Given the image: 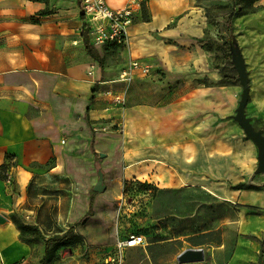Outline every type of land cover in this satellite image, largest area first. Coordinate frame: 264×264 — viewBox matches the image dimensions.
<instances>
[{"label": "crops", "instance_id": "0c3cea01", "mask_svg": "<svg viewBox=\"0 0 264 264\" xmlns=\"http://www.w3.org/2000/svg\"><path fill=\"white\" fill-rule=\"evenodd\" d=\"M106 2L117 9L128 0ZM146 2L149 21L134 19L129 27V60L167 55L158 38L179 43L195 28V14L183 15L189 0ZM14 12L2 16L39 13L36 22L0 23V264H21L35 249L13 217L46 237L73 226L91 243L116 247L127 236H107L103 219L127 179L151 184L146 194L156 189L141 206L149 228L144 241L125 247L121 264H258L261 249L264 264V189L235 188L249 182L259 153L233 119L242 88L203 86L181 94L157 72L117 82L121 66H100L86 49L79 0H27V10ZM239 22L249 82L245 114L264 125V7ZM122 88L123 102L116 103L107 91ZM98 169L102 192L93 190ZM93 191V210L83 222ZM166 222L177 234L160 235ZM188 247L202 248L204 259L179 262Z\"/></svg>", "mask_w": 264, "mask_h": 264}, {"label": "rangeland", "instance_id": "374dc122", "mask_svg": "<svg viewBox=\"0 0 264 264\" xmlns=\"http://www.w3.org/2000/svg\"><path fill=\"white\" fill-rule=\"evenodd\" d=\"M252 1L189 0V11L183 15L186 17L191 15V13L195 14L194 31H188L187 39L179 37V43L173 42L172 38H158L160 43H165L168 50L167 55L156 53L146 56L147 59H145L146 57L140 59L147 62L151 60L152 72L160 74L165 79L164 83L166 85L174 83L181 94L188 89L203 86L219 89L221 85L226 84L222 80L223 77L234 79V84L241 87L239 70L235 65V55L240 52L237 42L238 33L243 26L239 20L255 11V9L258 11L264 7V2L256 5V2ZM19 9L27 10V0H0V23L18 20L38 21L36 15L39 12L35 15L26 14L21 17L2 16L4 14L2 10H9L12 13L7 14L15 15L14 10ZM149 11L147 9L148 16L151 15V11ZM134 19V22L141 21L140 12ZM85 23L84 20L83 24ZM174 24L175 22H171L168 27H172ZM96 50H98L97 52L101 56L103 63L111 68L118 69L121 66V70L129 60L126 56V45L110 42L99 46ZM245 70L247 71L248 69L245 67ZM124 88L117 93H123L125 91ZM224 96V101L229 106H232L230 101L232 95L225 93ZM240 99L241 93L238 99L233 102V107L239 104ZM120 102H123V100ZM212 114H215V110L212 111ZM235 114L236 110L233 112V119ZM220 119L222 118L218 115L216 120ZM250 121L254 128L261 130L264 135L263 123L254 118H251ZM243 134L244 138H246L244 131ZM136 175L142 176L139 171ZM121 177L118 176V180ZM246 180L249 181L247 183L249 186L264 189V172L259 169L258 161L255 163L252 176L246 177ZM144 188L143 181L140 179L125 180L122 191H119L118 194L115 193L116 197L111 202L112 209L106 210L109 213L106 219H103L107 221V229L105 231L107 236L108 234L112 236H127L128 233H143L149 230L145 225V220L143 219L145 213L141 210V206L145 203L147 197L153 195L154 190L152 189L149 194H146ZM168 224V222L163 224L164 230L160 233L161 236L177 234V228H173L172 225L168 226ZM22 237L31 243L33 247L35 246V249L32 257L27 261L21 262V264H39V260L42 257L38 259V256L39 250L44 245L43 240L36 234L26 231L22 233ZM69 239L71 242L68 245L54 250V256L49 264H119L121 253L115 247V244H94L84 236L75 238L73 234L70 235ZM41 251L44 253V248Z\"/></svg>", "mask_w": 264, "mask_h": 264}, {"label": "built area", "instance_id": "2783aa9c", "mask_svg": "<svg viewBox=\"0 0 264 264\" xmlns=\"http://www.w3.org/2000/svg\"><path fill=\"white\" fill-rule=\"evenodd\" d=\"M141 0H128L122 8L110 7L106 0H79L81 14L86 24V39L89 48L95 50L105 43L125 45L129 37V27L133 23L135 12ZM137 75L152 76L151 65L141 59L133 58L120 70L117 82H130ZM107 94L113 96L115 102L121 101L124 93L114 94L108 90ZM144 237L141 233H129L126 238L116 242L120 251L119 264H121L122 251L125 247L141 244Z\"/></svg>", "mask_w": 264, "mask_h": 264}, {"label": "water", "instance_id": "95a60500", "mask_svg": "<svg viewBox=\"0 0 264 264\" xmlns=\"http://www.w3.org/2000/svg\"><path fill=\"white\" fill-rule=\"evenodd\" d=\"M235 65L239 70V80L242 87L241 99L236 108V114L234 118L241 126L245 133L247 139H251L259 147L258 153V167L261 171L264 172V135L261 130H256L252 125L250 118L245 114L246 105L249 99V82L247 78V71L245 70V62L242 57L241 52H237L235 55ZM102 155V154H100ZM98 180L93 187V190L96 192H102L105 189V184L103 183L104 174L101 169H98ZM5 218L0 215V223H2ZM204 259V252L202 248H192L188 247L184 249L178 255L179 262H192L200 261Z\"/></svg>", "mask_w": 264, "mask_h": 264}, {"label": "trees", "instance_id": "16d2710c", "mask_svg": "<svg viewBox=\"0 0 264 264\" xmlns=\"http://www.w3.org/2000/svg\"><path fill=\"white\" fill-rule=\"evenodd\" d=\"M33 1H40V2L46 3L48 0H33ZM256 1L257 0H253L252 2H256ZM140 7H141V13H142L143 21H149V17H148V13H147V2H146V0L140 1ZM255 11H256V9H255ZM255 11H252L251 13H253ZM47 13H49L48 10H42L41 11V14H47ZM85 25L86 24H83V27ZM85 28H86V26H85ZM86 49H87L88 53L95 60L98 61L100 66H103V60H102L101 56L97 52H95V50H92L91 48H89L88 45L86 46ZM222 80L226 83L223 85L234 84V79H232V78L223 77ZM91 100H92V97H91ZM95 155H98V154L95 152ZM143 186L150 188L151 184H149L147 182H143ZM235 188L241 189V188H253V187L249 186L246 183H240V184H237L235 186ZM153 189H154V187H153ZM95 195H96V192H94V191L91 192V194H90V208H89V211L87 212L86 216L83 218V222L86 221L87 217L91 214V212L93 210V202H94V196ZM13 221H14L16 227L20 230L21 234L24 233L25 231L31 232L33 234H36L38 237H40L43 240V242H44V245H43L44 253H43L42 258L39 260V264H49L52 257L54 256V250L58 249L60 247H64L71 242L69 239L70 235L73 234V236L75 238L79 237L77 234L74 233V227L73 226H71L64 234L46 237L42 234V232L40 231V229L36 225L26 224L21 219L16 218V217H13ZM262 263H263V251L261 249L258 264H262Z\"/></svg>", "mask_w": 264, "mask_h": 264}]
</instances>
